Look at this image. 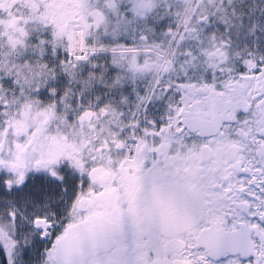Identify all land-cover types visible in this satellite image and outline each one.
<instances>
[{"label":"snow or ice","instance_id":"6c2138e0","mask_svg":"<svg viewBox=\"0 0 264 264\" xmlns=\"http://www.w3.org/2000/svg\"><path fill=\"white\" fill-rule=\"evenodd\" d=\"M0 264H264V0H0Z\"/></svg>","mask_w":264,"mask_h":264}]
</instances>
